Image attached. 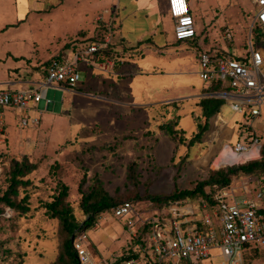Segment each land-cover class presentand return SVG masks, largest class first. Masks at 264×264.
I'll list each match as a JSON object with an SVG mask.
<instances>
[{
    "label": "rangeland",
    "instance_id": "obj_1",
    "mask_svg": "<svg viewBox=\"0 0 264 264\" xmlns=\"http://www.w3.org/2000/svg\"><path fill=\"white\" fill-rule=\"evenodd\" d=\"M0 1H4L0 4V89L6 88V81L14 76L28 75L31 67L41 68L47 59L62 57L63 46L77 42L74 39L78 37L74 36L77 27L82 34L84 31L87 34L90 27L98 24L93 23L96 15L93 10L86 18L89 23L78 24L62 8L32 10L19 20L15 0ZM195 1L196 30L201 33L202 47L221 44L223 31L230 27L234 32L233 45L241 49L261 5L259 0ZM99 27L91 39L87 37L81 42L103 38L106 29ZM172 27L168 26L170 43L162 52L151 45L144 54L135 53L122 68L123 72L131 70V75L114 77L115 86L110 91L102 90L101 83L108 76L98 70L97 62L90 60L91 63L79 64L81 76L76 91L49 87L47 97L54 101L53 108L29 109V114L39 116L38 126H22L18 114L6 110L7 160L26 157L36 167L24 177L30 182L18 185V193L11 195L17 202L27 195L29 210H16L0 201V264H63L59 256L65 234L60 220L52 217L45 206L58 194L63 183L69 186L67 200L79 219L87 217L79 206L78 186L82 180L84 190L98 183L112 194L121 195L120 201L135 200L147 217L157 210L144 197L148 192L169 193L175 185L180 189L189 187L205 178L209 169L233 165L227 163L215 168L213 160L208 163L207 156L212 149L207 137L193 145L188 160L183 159L182 149L174 156L175 144L160 126L171 115L175 116V104L179 103L181 106L176 112L179 124L185 133L192 134L196 130L193 111L200 112V106L187 96L205 84L199 78L201 67L195 52L185 47L176 52ZM153 97L178 99L169 108L150 104ZM127 101L130 103L126 104ZM140 101H146V105ZM243 121V115L231 110L225 101L217 122L228 123L227 130L231 133L224 135L215 146L235 144L236 131ZM205 151L208 153L202 157ZM192 157L198 159L199 167ZM134 163L135 174L129 170ZM9 176V171L0 175V196L9 187ZM132 194L142 198H133ZM125 220L111 210L106 211L86 230L88 249L101 264L113 263L131 246L132 237ZM257 249L258 253L251 250L253 255L247 251V264H264V244Z\"/></svg>",
    "mask_w": 264,
    "mask_h": 264
},
{
    "label": "built area",
    "instance_id": "obj_2",
    "mask_svg": "<svg viewBox=\"0 0 264 264\" xmlns=\"http://www.w3.org/2000/svg\"><path fill=\"white\" fill-rule=\"evenodd\" d=\"M259 3L241 49L233 45L232 28L226 27L222 41L230 46L224 50L203 48L198 56L202 80L226 85L205 95L228 101L231 110L243 115L244 121L236 131V134L243 131L241 136L235 144L227 143L219 152L230 150L245 156L243 161L235 163L261 156L258 131L264 129V47L256 46L252 37L255 23L264 26V0ZM169 7L177 40H188L199 34L187 0H177L175 4L169 0ZM107 30L103 38L76 50L72 59L52 58L43 79L26 87L0 89V171L8 164L6 110L17 113L22 126H38L39 116L29 114V109L42 101H51L47 98L49 87L66 88L77 84L81 76L79 62H97L99 51L109 47L112 29L107 27ZM235 54L241 58H236ZM213 199L216 201L213 205L202 199L179 200L164 212L157 209L154 215L147 217L131 201L114 207L115 216L126 218L133 238L138 234L139 225L150 224L148 249L140 256L126 257L121 264H247V251L264 244V176L240 174L228 186L216 190ZM88 240L86 230H76L73 244L80 264H101L88 249Z\"/></svg>",
    "mask_w": 264,
    "mask_h": 264
},
{
    "label": "crops",
    "instance_id": "obj_3",
    "mask_svg": "<svg viewBox=\"0 0 264 264\" xmlns=\"http://www.w3.org/2000/svg\"><path fill=\"white\" fill-rule=\"evenodd\" d=\"M187 1L190 5L196 23L197 19L195 15L197 10V3L195 0ZM3 3L4 1H0V4ZM15 4L16 16L19 20L26 18L32 10L44 12L62 8L65 12L70 14L69 18L71 20H75L76 23H89V20H86V18L90 15L89 12L93 10L96 14L93 18V23L96 22L98 24H96V26L94 27H90L91 30L88 31L87 34L85 31L82 34V32H80L81 29L79 30V27H77V32L74 34V36L78 35V37L74 38L75 40H77V42L72 45L68 43L63 46L64 49L62 50V53H64V55L62 56V58L72 59L76 50H78L79 48H83L90 43L88 41L81 42V40L87 37L88 39H91V37H93L97 32L99 26L103 27L102 30L106 29L105 35H107V27H110L112 29V34L109 47L106 50H100L97 57L98 70L103 73L105 77L108 76L106 79H101L102 90H104L105 92L112 90L115 86L113 83L114 77L120 76L121 74L131 75V70L127 68L128 70L123 72L122 68L127 59L131 61V57L134 56L135 53L144 54L151 45L156 48V51L162 52V48H165L167 44L170 43V40L168 39V26L174 27V17L172 16L170 11L169 0H15ZM71 5H77L80 7L73 8L71 7ZM11 24L14 25V23H9L8 25ZM99 34H101V32H99ZM173 39L174 40L172 42H175L176 44V52H180L183 47H185V49L189 48L195 52L198 58V46L190 42L189 39ZM49 60L50 59H47V61ZM80 63L81 62H79V64ZM44 69L45 64L43 67L37 69L31 67V70H28L27 72L28 75L21 77V75L18 74L17 76H14L12 80L6 81V88L14 89L26 87L29 83L39 80V77H41V75L44 76ZM146 72L149 73V71ZM134 73L135 72H133V74ZM142 73L145 72L142 71ZM199 78L202 80L200 75ZM208 84V82H205V84L198 89V92L189 94L187 96V99H192L193 103L199 104L200 106V112L193 111L196 130L192 134L188 135L187 133H185L179 124L180 117L176 112L181 105L179 103L175 104V116L173 114V108H171V112L173 115H171V117L167 121L177 118L178 127L182 129L187 137L192 136L198 130L197 116L202 114V106L200 102L206 96L205 94L207 92L205 91ZM78 85L79 84L77 82L74 87L67 86L66 88L61 89L67 91H76L78 89ZM192 96H194L195 98ZM176 99L178 98L166 97V99H163L160 97H153L150 104L157 106L165 105L169 106L170 108V104L174 103ZM105 100L108 101L107 98H105ZM180 100L183 101V99L181 98ZM140 102H142L143 106L146 105V101ZM128 103L130 102L127 101L126 104ZM53 105V100L49 102L42 101L36 107L51 109L53 108ZM219 113H216L211 117L209 128L201 137V139L205 137L208 138L209 148L212 149H210L211 153L205 151L201 155L203 157L208 153V163H210L212 160L214 161V159L218 156L220 149L222 148H219L215 145L223 139L224 135H226L227 133H231V130H227L228 123L224 124L223 122H217ZM167 121H163L162 123H165ZM192 147L188 148L185 144H183L177 150V153H174V156L177 155L182 149L184 150L183 156L189 154V158L191 157L190 151ZM192 159V161H196L198 166V159L195 157H192Z\"/></svg>",
    "mask_w": 264,
    "mask_h": 264
},
{
    "label": "trees",
    "instance_id": "obj_4",
    "mask_svg": "<svg viewBox=\"0 0 264 264\" xmlns=\"http://www.w3.org/2000/svg\"><path fill=\"white\" fill-rule=\"evenodd\" d=\"M201 33L189 39L190 42L198 46V52H200L203 47L201 45ZM252 37L256 46L264 47V26L260 23H255L252 29ZM230 44L225 45L223 42L221 44H216L212 48H219L224 50L225 47H229ZM236 58H241L235 54ZM51 60V59H50ZM47 61L44 69V76L46 74V68L49 64ZM226 85L222 83L211 82L206 87L205 92H213L219 89L225 88ZM225 100L215 96H205L200 104L202 106V114L197 116L198 130L190 137H187L182 129L178 127L177 118L170 119L169 121L162 123L160 126L166 132V134L173 140L175 144L174 153L180 146L185 143L188 148L192 147L197 141L201 139L206 130L209 128L211 117L219 113ZM243 128V127H242ZM243 132V131H242ZM241 130L237 132V139L241 136ZM261 146V157L259 159L250 160L241 164L227 165L225 167H220L217 169H209L205 178L197 180L193 185L180 189L178 185H175L173 190L169 193H150L148 192L144 197L150 199V202L160 211L164 210L172 203L179 200H192L198 201L200 199L205 200L210 205L216 203L213 199V194L216 190L228 186L233 177L245 174L255 177L264 176V129L258 131ZM189 154L183 156L184 160H187ZM1 156V154H0ZM36 164L29 162L25 157L22 160L13 159L8 161V164L4 166L1 174H5L9 171V187L0 196V201H3L6 205L16 210L27 211L29 210V205L27 204V195H25L19 202L12 199L11 195H16L18 193L17 186L27 185L30 180L24 179V177L34 170ZM129 170L136 172L135 163L129 167ZM78 190L81 194L80 208L86 219H79L74 211V207L67 200L69 186L65 183L58 194L55 195L53 200L46 202L45 206L50 212L52 217H57L60 220V226L62 232L65 234L62 241V253L59 259L63 264H80L78 253L74 247L73 239L76 230H87L94 226L97 218L100 214L106 211H113V208L117 205L123 203L124 201H131L135 203V200H119L122 198L121 195H115L106 190L102 185L98 183H92L88 190L83 188V180L79 183ZM133 198H142L139 195H130ZM150 230L149 223H143L139 225L138 234L136 237H132L131 246L126 251V254L116 259L113 263L106 264H121L123 259L130 256H140L144 251L148 249V235ZM252 251L258 253V249L255 248ZM250 251V255L252 254Z\"/></svg>",
    "mask_w": 264,
    "mask_h": 264
},
{
    "label": "bare ground",
    "instance_id": "obj_5",
    "mask_svg": "<svg viewBox=\"0 0 264 264\" xmlns=\"http://www.w3.org/2000/svg\"><path fill=\"white\" fill-rule=\"evenodd\" d=\"M244 158L245 156L242 154H238L230 150H223L221 154H219L214 159L212 165L216 168V167H219L221 164L243 161Z\"/></svg>",
    "mask_w": 264,
    "mask_h": 264
},
{
    "label": "snow or ice",
    "instance_id": "obj_6",
    "mask_svg": "<svg viewBox=\"0 0 264 264\" xmlns=\"http://www.w3.org/2000/svg\"><path fill=\"white\" fill-rule=\"evenodd\" d=\"M177 2V0H173V3L175 4Z\"/></svg>",
    "mask_w": 264,
    "mask_h": 264
}]
</instances>
